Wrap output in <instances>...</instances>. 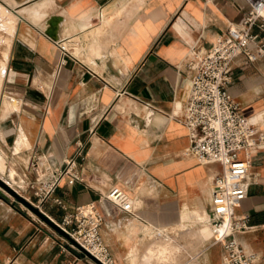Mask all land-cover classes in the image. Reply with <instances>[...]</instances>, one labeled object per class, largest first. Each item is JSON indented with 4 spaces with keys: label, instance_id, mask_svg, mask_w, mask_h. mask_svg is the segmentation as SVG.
<instances>
[{
    "label": "crops",
    "instance_id": "obj_1",
    "mask_svg": "<svg viewBox=\"0 0 264 264\" xmlns=\"http://www.w3.org/2000/svg\"><path fill=\"white\" fill-rule=\"evenodd\" d=\"M2 1L22 12L0 95V177L55 222L93 201L116 264L149 263L151 244L177 249L172 242L181 236L198 248L190 258L221 264L222 245L208 243L204 232L220 165L185 153L196 131L182 120L192 77L183 62L193 45L209 50L240 24L245 1ZM63 39L71 58L61 64L56 42ZM231 75L228 90L240 113L264 133V59L238 55ZM69 158L82 181L61 177L41 203L28 183L38 175L53 180ZM244 183L234 217L247 216L251 227L236 238L264 264V142L251 150ZM115 185L130 211L105 198ZM46 224L0 189V264H94L74 249L62 251L64 237ZM141 241L151 242L143 250Z\"/></svg>",
    "mask_w": 264,
    "mask_h": 264
},
{
    "label": "built area",
    "instance_id": "obj_2",
    "mask_svg": "<svg viewBox=\"0 0 264 264\" xmlns=\"http://www.w3.org/2000/svg\"><path fill=\"white\" fill-rule=\"evenodd\" d=\"M244 1L248 11L243 21L229 26L209 50L203 51L198 44L193 45L183 62L192 71V77L182 120L189 130L196 131L185 153L194 155L201 163L220 165V171L212 180L210 202L215 232L211 244L222 245L221 264H255V257L247 255L236 238L238 232L251 225L247 216L235 218L234 211L246 195L244 179L251 150L264 142V133L257 120L240 113L239 103L228 87L232 80V63L238 55H243L246 61L264 59V37L260 36L264 33V0ZM56 44L62 53L60 63H65L71 58L68 40H58ZM76 165V159H65V165L54 171L56 178L46 180L38 175L28 187L42 203L50 197L61 177L70 182L82 181ZM104 196L121 209L131 210V202L121 187H111ZM55 202L61 204L59 199ZM56 223L102 264H116L101 238L102 217L93 201L76 205L74 212L64 214ZM60 249L82 253L65 237Z\"/></svg>",
    "mask_w": 264,
    "mask_h": 264
},
{
    "label": "bare ground",
    "instance_id": "obj_3",
    "mask_svg": "<svg viewBox=\"0 0 264 264\" xmlns=\"http://www.w3.org/2000/svg\"><path fill=\"white\" fill-rule=\"evenodd\" d=\"M22 12L21 10H13L7 6V4L0 0V16L3 26L6 27V38L5 44L0 46V64L1 71L0 77L2 75H7L9 69V58L11 53L12 42L15 36V32L17 29V23L19 20L18 13ZM20 21V20H19ZM18 31V30H17ZM5 73V74H2ZM4 83H1L0 79V95L3 93ZM213 235L215 234L213 227L211 225ZM210 229L207 227L204 229L206 235L209 234ZM172 246L169 242H155L151 244L147 250V255L149 260L163 261L169 257Z\"/></svg>",
    "mask_w": 264,
    "mask_h": 264
},
{
    "label": "rangeland",
    "instance_id": "obj_4",
    "mask_svg": "<svg viewBox=\"0 0 264 264\" xmlns=\"http://www.w3.org/2000/svg\"><path fill=\"white\" fill-rule=\"evenodd\" d=\"M6 31H7L6 27L3 26V23L1 21V16H0V46L1 47H2V44H5ZM0 53H1V51H0ZM0 71H1V64H0ZM2 74H5V73H2ZM6 77H7V75H2L0 77L1 83L3 82L5 84ZM46 225H48V224H46ZM208 228L210 229V231H209V234L206 235L207 238L205 236H203L202 230L198 231V233L201 232L202 238L208 239L207 242L211 243L213 231H212L211 225H208ZM196 230H198V229H196ZM191 237L194 238L195 235L192 234ZM164 238L168 239V237H164ZM150 242L141 241V242H138L137 244H138L139 249H141V247L143 245V250H144L145 247L148 246V244ZM175 243L178 246V248L177 249H175V248L171 249L172 251H171L170 257L166 258L163 261H159V262L156 260H151V262L145 263V264H200L199 257L198 258H190L188 256L190 251H192V254H195L196 251H198L197 250L198 248L194 246L193 242L186 241V240L184 241V237L181 236V238L179 240L172 242V244H175ZM194 257H196V255H194Z\"/></svg>",
    "mask_w": 264,
    "mask_h": 264
},
{
    "label": "water",
    "instance_id": "obj_5",
    "mask_svg": "<svg viewBox=\"0 0 264 264\" xmlns=\"http://www.w3.org/2000/svg\"><path fill=\"white\" fill-rule=\"evenodd\" d=\"M0 189L5 191L11 197H13L16 201L21 203L24 207L29 209L32 213H34L37 217L47 223L50 227L56 230L63 237L74 243L80 251L93 260L97 264H102L98 259H96L93 255H91L88 251H86L82 246L76 243L66 231H64L54 220H52L48 215H46L38 206L34 205L30 200L25 198L22 194L16 191L12 186H10L6 181H4L0 177Z\"/></svg>",
    "mask_w": 264,
    "mask_h": 264
}]
</instances>
